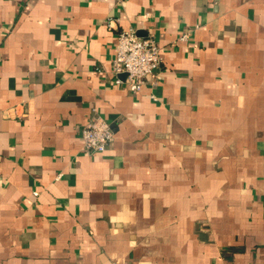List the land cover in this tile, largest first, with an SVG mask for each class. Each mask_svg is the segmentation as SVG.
Returning a JSON list of instances; mask_svg holds the SVG:
<instances>
[{
  "label": "crops",
  "instance_id": "1",
  "mask_svg": "<svg viewBox=\"0 0 264 264\" xmlns=\"http://www.w3.org/2000/svg\"><path fill=\"white\" fill-rule=\"evenodd\" d=\"M129 28L163 58L137 94L112 70ZM94 112L114 139L89 154ZM254 261L264 0H0V264Z\"/></svg>",
  "mask_w": 264,
  "mask_h": 264
},
{
  "label": "built area",
  "instance_id": "2",
  "mask_svg": "<svg viewBox=\"0 0 264 264\" xmlns=\"http://www.w3.org/2000/svg\"><path fill=\"white\" fill-rule=\"evenodd\" d=\"M187 34L182 36L185 39ZM161 47L153 36H141L136 29H123L118 33L112 70L117 75L115 82L125 84L129 91L137 94L144 84L154 76L162 63ZM124 74L125 78L119 76ZM83 150L89 154L104 152L114 139V130L105 118L94 112L82 126ZM38 195V193H35ZM250 264H264L254 261Z\"/></svg>",
  "mask_w": 264,
  "mask_h": 264
},
{
  "label": "water",
  "instance_id": "3",
  "mask_svg": "<svg viewBox=\"0 0 264 264\" xmlns=\"http://www.w3.org/2000/svg\"><path fill=\"white\" fill-rule=\"evenodd\" d=\"M141 32H138V34L140 35Z\"/></svg>",
  "mask_w": 264,
  "mask_h": 264
}]
</instances>
